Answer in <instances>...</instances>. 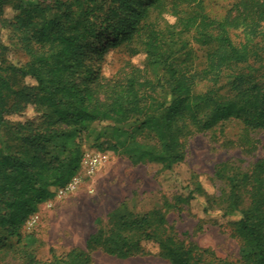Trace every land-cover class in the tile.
<instances>
[{"label": "trees", "instance_id": "obj_1", "mask_svg": "<svg viewBox=\"0 0 264 264\" xmlns=\"http://www.w3.org/2000/svg\"><path fill=\"white\" fill-rule=\"evenodd\" d=\"M236 4V15L217 18L205 0H0V264H96L97 250L120 258L155 254L171 264H264V158L247 169L220 163V195L198 181L187 196L165 202L169 210L204 195L206 214L230 218L240 239L235 260L208 258V249L178 236L165 211L136 213L127 202L85 248H51L47 261L24 231L80 172L84 137L95 123L105 125L97 149L168 169L185 159L195 132L231 118L264 128V0ZM12 47L25 60H12ZM109 47L146 58L109 78L100 66ZM29 104L36 118L8 117Z\"/></svg>", "mask_w": 264, "mask_h": 264}, {"label": "rangeland", "instance_id": "obj_2", "mask_svg": "<svg viewBox=\"0 0 264 264\" xmlns=\"http://www.w3.org/2000/svg\"><path fill=\"white\" fill-rule=\"evenodd\" d=\"M239 1L205 0L207 11L217 18L236 15ZM8 13L12 14L11 10ZM3 40L10 44L4 36ZM198 54L204 60L205 51L200 50ZM8 55L16 62L26 58L13 47ZM144 58L143 54L131 57L124 47H109L100 58L101 72L109 78L120 79L131 71L130 62L143 63ZM27 82L35 83L31 77H27ZM8 117L34 119L37 112L29 104L22 113ZM104 126L95 123V131L84 137L85 153L101 157L95 172L89 174L82 166L76 188L43 203L33 215L35 220L30 219L25 226L24 231L33 233L37 239L33 249L39 259H50L51 248L59 254L73 247L85 248L89 236L100 227L108 226L107 216L122 202H127L136 213L165 211L169 226L178 236L208 249V258L235 260L239 257L240 239L229 224L230 218L218 210L206 214L204 195L169 210L165 202H176L187 196L198 181L207 192L220 195L225 183L216 177V167L231 161L247 169L258 158H264V128L248 129L241 120L231 118L211 130L195 132L187 138L185 159L168 169L161 163H134L123 151L97 149L96 137ZM106 136L103 134L101 138ZM147 248L153 253L157 250L153 244ZM92 256L96 264H171L155 254L120 258L97 250ZM10 257L7 255L6 259Z\"/></svg>", "mask_w": 264, "mask_h": 264}, {"label": "built area", "instance_id": "obj_3", "mask_svg": "<svg viewBox=\"0 0 264 264\" xmlns=\"http://www.w3.org/2000/svg\"><path fill=\"white\" fill-rule=\"evenodd\" d=\"M100 162H101V157L99 154L91 155V154L85 153L83 157V161H82V166H84L87 169V172L89 174H92L95 172V169L99 165ZM80 180H81L80 175L77 174L66 187L60 189L57 196L62 197L67 192L74 190L76 186L78 185V183L80 182ZM31 220H35V218L32 216Z\"/></svg>", "mask_w": 264, "mask_h": 264}]
</instances>
